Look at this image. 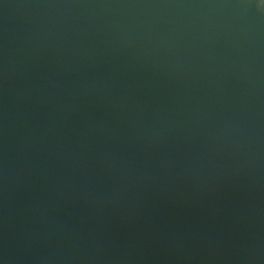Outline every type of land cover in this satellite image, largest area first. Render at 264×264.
<instances>
[{"label":"water","instance_id":"95a60500","mask_svg":"<svg viewBox=\"0 0 264 264\" xmlns=\"http://www.w3.org/2000/svg\"><path fill=\"white\" fill-rule=\"evenodd\" d=\"M0 264H264V0H0Z\"/></svg>","mask_w":264,"mask_h":264}]
</instances>
